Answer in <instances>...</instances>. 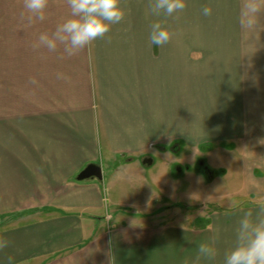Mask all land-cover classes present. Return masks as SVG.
Instances as JSON below:
<instances>
[{
    "label": "crops",
    "instance_id": "0c3cea01",
    "mask_svg": "<svg viewBox=\"0 0 264 264\" xmlns=\"http://www.w3.org/2000/svg\"><path fill=\"white\" fill-rule=\"evenodd\" d=\"M223 1L186 0L182 12L165 17L152 14L149 0H122L125 18L68 57L62 46L32 48L40 33L69 17L65 0H50L46 20L31 26L21 24L22 0H0V238L10 242L0 264L9 256L12 264H191L198 246L217 235V257L201 264H223L240 219L249 210L255 218L260 203L220 213L208 225L196 224L200 217L149 221L158 216L149 210L164 198L166 180L145 176L174 146H234L249 128L231 111L242 106L238 82L264 80V46L222 40L223 24L241 28L242 3L226 0L223 8ZM205 6L211 16L202 14ZM157 21L173 33L164 46L149 39ZM227 105L231 121L222 124L215 108ZM244 108L249 117V99ZM245 146V189L264 193V141L248 138ZM91 163L102 178L78 180ZM134 175L151 194L141 208L109 192L108 184Z\"/></svg>",
    "mask_w": 264,
    "mask_h": 264
},
{
    "label": "rangeland",
    "instance_id": "374dc122",
    "mask_svg": "<svg viewBox=\"0 0 264 264\" xmlns=\"http://www.w3.org/2000/svg\"><path fill=\"white\" fill-rule=\"evenodd\" d=\"M224 1L223 8L226 7ZM239 1L242 2V0ZM236 20L240 24L239 15L236 16ZM221 36L222 40H254L259 42V46H264V13H261L255 30L248 31L238 27L236 31L233 26L227 23L223 24ZM191 56L198 58L197 51L194 50ZM216 83L220 84L219 81H216ZM225 83L222 81L221 85L225 87ZM228 83L234 82L228 81ZM238 88L241 92L245 90L241 98L239 97L242 106L237 113L232 111L231 113L235 114L237 125L245 128L249 125L248 129L242 130L243 137L233 141L234 146L226 144L222 147L220 145L210 147L205 145L198 149L195 145L183 146V149L180 146H174L169 150L171 153L159 158L155 165L151 167V170L147 169L145 176L149 178V174L153 172L160 175L159 179L166 180L161 185L163 189L159 190V195L164 196V198L160 199L157 207H153V209L151 207L149 210L151 215L156 213L158 216L154 218L147 217L146 220L194 222L200 217L199 220L197 219L196 224L205 222L208 225L220 213H229L233 208L240 207L239 205H244L249 201L259 203L264 201V193L255 194L251 193L252 188H249V191L245 189L243 176V158H245V154L246 157L249 156L248 151L243 154V148L244 152L246 151L245 148L248 149V146H245L246 139L249 138V142L259 141L262 143L264 141V80L240 81L238 82ZM248 91L249 96L247 97L246 92ZM248 99L249 117L244 108ZM230 107L227 105L223 110L220 107L215 108L214 115L217 119H221L222 124L231 121L227 118ZM262 160L261 156L255 157V164L259 166H257L258 168L263 165ZM247 161L249 162V160ZM179 169L180 171L184 170V173L179 174ZM166 172L168 177H166ZM172 172L174 175H172ZM255 174L261 176L260 172H255ZM259 181H261L260 184L258 183L259 188H264V178ZM145 184L146 181L142 177L134 175L122 177L118 182H112L108 185L111 197L114 196L120 199L119 201L125 203L124 205L138 208L142 202L149 201L151 197V194H148L144 189ZM167 204H170L169 206L173 209H169L171 207L166 208ZM178 205L183 207L179 208Z\"/></svg>",
    "mask_w": 264,
    "mask_h": 264
},
{
    "label": "clouds",
    "instance_id": "9594fccd",
    "mask_svg": "<svg viewBox=\"0 0 264 264\" xmlns=\"http://www.w3.org/2000/svg\"><path fill=\"white\" fill-rule=\"evenodd\" d=\"M70 9L67 19L57 24L54 31L42 32L32 44L33 50L47 49L55 52L63 47L66 56L72 57L92 45L98 39H104L111 27L119 24L126 15L122 0H65ZM50 0H22V11L19 14L21 24L31 26L36 22H43L47 18ZM152 14L174 17L186 7V0H149ZM213 9L205 6L204 16H211ZM261 13H264V0H242L240 6L239 23L242 29L255 30ZM173 33L157 21L150 25V42L157 46L168 44ZM35 83V80L32 81ZM193 199V196L191 197ZM235 206V205H233ZM201 243L191 264H201L202 260L213 261L217 257L215 242ZM9 241L0 238V250L9 246ZM12 264L13 257L7 258ZM111 264V262H110ZM184 264H189L185 260ZM223 264H264V201L260 202V212L253 217L251 210L244 213L236 229L234 247L224 254Z\"/></svg>",
    "mask_w": 264,
    "mask_h": 264
},
{
    "label": "water",
    "instance_id": "95a60500",
    "mask_svg": "<svg viewBox=\"0 0 264 264\" xmlns=\"http://www.w3.org/2000/svg\"><path fill=\"white\" fill-rule=\"evenodd\" d=\"M102 178L101 167L98 164L91 163L88 164L77 176L78 180H85L89 178Z\"/></svg>",
    "mask_w": 264,
    "mask_h": 264
},
{
    "label": "trees",
    "instance_id": "16d2710c",
    "mask_svg": "<svg viewBox=\"0 0 264 264\" xmlns=\"http://www.w3.org/2000/svg\"><path fill=\"white\" fill-rule=\"evenodd\" d=\"M206 222H208V221L206 220Z\"/></svg>",
    "mask_w": 264,
    "mask_h": 264
}]
</instances>
